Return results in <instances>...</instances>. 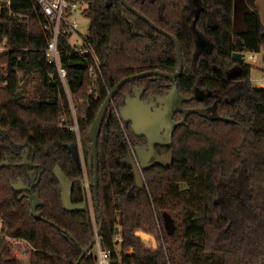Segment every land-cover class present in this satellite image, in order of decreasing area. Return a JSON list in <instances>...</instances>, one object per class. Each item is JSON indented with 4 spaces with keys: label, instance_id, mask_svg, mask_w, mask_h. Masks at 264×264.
<instances>
[{
    "label": "trees",
    "instance_id": "obj_1",
    "mask_svg": "<svg viewBox=\"0 0 264 264\" xmlns=\"http://www.w3.org/2000/svg\"><path fill=\"white\" fill-rule=\"evenodd\" d=\"M85 1L88 36L102 68L96 100L89 93L92 60L59 43L85 172L72 153L77 135L69 129L74 117L66 91L56 75L49 76L53 69L39 51L49 40L43 31L46 17L33 0L13 6L27 19L1 17V35L16 47L37 51L18 63L36 78L31 92V85L16 86L13 59L7 72L0 70V264L77 263L101 221L92 188L95 226L89 212L63 209L54 167L74 181L71 200L81 203L80 180L93 179L86 134L111 89L135 74L173 73L178 67L174 43L119 0ZM125 1L178 40L183 71L174 82L156 75L132 80L111 100L96 147L100 248L111 253V264H264V89L252 88V67L232 58L238 40L244 55L264 46L256 0H244L249 11L243 33L234 29V0ZM235 67L238 74L230 78ZM174 84L187 99L183 107L192 113L176 127L170 147H156L161 157L170 156L167 165L143 169L133 151L145 149L147 142L134 135L129 123L125 137L114 109L123 108L134 89L148 100ZM182 117L178 112L173 120ZM25 150L32 168L17 165ZM30 173L38 179L32 192L43 203L36 208L38 219L31 215V193L11 187L18 179L29 186ZM164 214L172 220L171 233ZM142 234L155 240L156 249L144 247ZM6 237L30 244L25 260L15 256ZM95 259L91 254L80 264H95Z\"/></svg>",
    "mask_w": 264,
    "mask_h": 264
},
{
    "label": "water",
    "instance_id": "obj_2",
    "mask_svg": "<svg viewBox=\"0 0 264 264\" xmlns=\"http://www.w3.org/2000/svg\"><path fill=\"white\" fill-rule=\"evenodd\" d=\"M120 4L123 5L128 11L132 12L136 17L145 22L148 26H150L156 32L166 36L169 38L175 45L178 67L173 73L162 72L160 70H151L146 71L140 74H135L129 77H126L120 80L109 92L104 102L102 103L96 117L94 118L89 130L87 131L86 137L88 142L86 146L89 148L88 153V164L91 166L93 170V179L91 183L85 184L83 180H80V185L82 190L85 187L92 188L94 201L96 205V209L98 210V215L100 217L101 224L96 231L95 237L91 241V244L82 251V254L77 261L76 264H80L81 260L87 256V254L91 251L92 246L95 245L96 240L98 239V235L101 231L102 227V214L99 211V203H98V177H97V140L99 136V132L101 130L103 120L105 115L108 112L109 105L111 103L112 98L119 91V89L126 83L139 79L146 76H162L168 78L170 81L174 82L175 79L181 74L183 71V59L181 48L178 40L171 34L163 31L156 25H154L146 16L132 8L125 0H119ZM237 45L239 48L238 52H234L232 54V58L238 62L244 61V53L241 52L242 44L238 40ZM238 74V68H232L228 72V76L230 78H235ZM143 92L142 90L134 89L132 95H127V101L123 108L119 110L121 119L126 126V124H130L131 130L137 137H144L147 145L143 150H135V154L137 152L138 159L137 161L142 166L143 169L148 168L149 166L155 164L158 161H152L151 158L157 156L156 147H170L172 144L173 133L177 126L184 125L186 117L192 113L191 110H187L183 107V103L187 100L184 96H182L177 90L176 85L174 84L171 89L164 93L160 97H152L148 100L142 99ZM182 113L183 117L180 122H175L173 117L176 113ZM198 114H202L200 111H196ZM72 153L75 159H77V148L76 146L72 147ZM170 156L168 155L167 158ZM28 151L25 150L22 154V162L17 164L18 166H28L30 168L33 167L31 161H29ZM168 161V162H169ZM167 162V163H168ZM159 163V162H158ZM162 163L163 165H167ZM5 166H9L8 163L4 164ZM53 175L57 179L60 186V194H61V202L62 207L65 211L68 212H76L83 211L88 212V203L86 197L83 199L81 203H73L71 200L74 181H71L67 178L64 172L59 168V166H55L53 169ZM31 184L29 186L25 185L21 179L17 180L16 184H12L11 187L14 190H21L31 193V197L28 200V203L31 206V215L34 218H40V214L36 212V208L41 206L43 203L39 198L38 192H32L33 188L38 184V179L36 173H30ZM86 194V190L84 191ZM166 217L171 221V229L168 231L166 229ZM164 226L168 233H171L173 230V224L171 218L164 214L163 215ZM167 221V220H166ZM118 231V228L115 229Z\"/></svg>",
    "mask_w": 264,
    "mask_h": 264
},
{
    "label": "built area",
    "instance_id": "obj_3",
    "mask_svg": "<svg viewBox=\"0 0 264 264\" xmlns=\"http://www.w3.org/2000/svg\"><path fill=\"white\" fill-rule=\"evenodd\" d=\"M21 0H0V24H3L4 21L1 17L5 16L14 20H25L28 17L21 11H17L13 8L15 3H20ZM34 3L38 6L40 11L46 17V22L43 26V31L49 40L46 46L39 48V51L44 53V63L51 67L53 71L49 74L52 78L54 75L57 76V79L63 85L66 95L69 101L70 96L67 92V69L63 67L60 63L61 58L60 54L62 50L59 47V43L64 41L70 50L75 54L86 57L92 60V65L89 68V73L91 76L92 85L90 87L89 93L94 100L97 99L96 91V80L101 76V65L98 62L97 57L95 56L94 49L90 43V39L87 34H84L80 31L79 21L77 16L81 18H86L85 12L88 9V3L85 0H33ZM88 20V19H87ZM37 51V48H23L16 47L12 44L8 37L0 34V70L2 72H7L10 65V60L14 61V75L16 77V86L24 88L28 86L31 80L33 79V73H27L23 67H19L18 63L23 59H28L30 51ZM23 54H25L24 57ZM6 82L2 81V86H5ZM264 89V84L262 86ZM70 111L73 114L74 122L69 127L70 130L74 131L77 135V147L79 151V156L81 162L83 158L81 157V142L79 139L78 126L75 119V109L71 104ZM114 116L119 123L121 129L125 125L121 119L119 110L114 109ZM123 130V129H122ZM135 157V155H134ZM136 158V157H135ZM84 163V162H83ZM85 182V180H84ZM86 184V182H85ZM87 191V201H88V212L90 214L91 220L94 224V207L92 204L91 195H88ZM90 193V192H89ZM95 226V224H94ZM1 236V235H0ZM11 243L14 249V254L17 258H22L25 255L27 249H32L30 244L23 239L16 238H5ZM118 240V236L115 237ZM95 253L91 250L86 257H89L91 254L95 256V264H111V253L108 250H103L100 248L98 239L95 243ZM93 246V248H94Z\"/></svg>",
    "mask_w": 264,
    "mask_h": 264
},
{
    "label": "rangeland",
    "instance_id": "obj_4",
    "mask_svg": "<svg viewBox=\"0 0 264 264\" xmlns=\"http://www.w3.org/2000/svg\"><path fill=\"white\" fill-rule=\"evenodd\" d=\"M238 1L239 0H237V1L235 0V6H237V2ZM263 10H264V3H263ZM77 18H78V21H79L80 31L82 33H84V34H87L88 33V29H89V21L87 20V18H81L79 16H77ZM261 24H262V26L264 28V23L261 22ZM244 63L249 64L252 67V71L250 73V80H251L252 88H255V89L261 88V85L264 84V81L260 79L262 77V74H263V71H264V46L259 50V52L245 54L244 55ZM260 65L262 66V69H260ZM35 83H36V78L32 79L31 82L29 83V85L32 86L29 89L30 92L34 89L33 85ZM69 107L72 108L71 107V103L69 104ZM122 129H123V133L125 135L126 134V129L124 127ZM125 137H126V135H125ZM81 157L83 158L82 155H81ZM79 160H80V164H81L82 168L85 167L84 163L81 162L80 156H79ZM161 161H162V163L166 164L169 161V157L167 158V156H165V157H163V159H161ZM140 166L141 165H139V167ZM83 169H84V172H85V168H83ZM85 190L86 191L88 190L87 187H85ZM88 195L90 196L89 192H88ZM166 220H165L166 229L168 231H170V229H171L170 222L171 221L167 217H166ZM142 237L144 238V241H142V243H143L145 248L156 249V242L151 236L142 234ZM92 251L95 253V246L92 249ZM18 259L20 261L22 259L25 260V255H23L22 258H18Z\"/></svg>",
    "mask_w": 264,
    "mask_h": 264
},
{
    "label": "crops",
    "instance_id": "obj_5",
    "mask_svg": "<svg viewBox=\"0 0 264 264\" xmlns=\"http://www.w3.org/2000/svg\"><path fill=\"white\" fill-rule=\"evenodd\" d=\"M263 3H264V0H256V6H257V9L259 11V15H260V19H261L262 23H264ZM248 11H249V9H248L247 5L245 4L244 0H239L237 2V6H235V0H234L233 25H234V29L237 33H243L246 31V26L244 24L243 17ZM260 69H262L261 65H260ZM260 79L264 81V71H263L262 77ZM262 86L263 85H261V88H262ZM140 238L142 241H144V238L142 237V235H140Z\"/></svg>",
    "mask_w": 264,
    "mask_h": 264
},
{
    "label": "flooded vegetation",
    "instance_id": "obj_6",
    "mask_svg": "<svg viewBox=\"0 0 264 264\" xmlns=\"http://www.w3.org/2000/svg\"><path fill=\"white\" fill-rule=\"evenodd\" d=\"M77 148V160H78V163L80 164V160H79V152H78V147H76ZM133 154L135 155V157H136V154H135V152L133 151ZM166 156H168V155H166ZM134 157V158H135ZM165 157V156H164ZM152 159V161H158L159 163H161L162 164V161H161V159H163V157H161L160 155H158V153H157V156H155V157H153V158H151ZM135 161H137V159L135 158ZM158 162H156V163H158ZM137 164H139L138 163V161H137ZM140 165V164H139ZM80 166H81V164H80ZM81 168H82V166H81ZM84 168V167H83ZM82 168V169H83ZM84 170V169H83ZM84 180H85V182H86V184L87 183H90V182H88V180H87V177L85 176V178H84ZM82 189V188H81ZM87 191H89L90 192V188H88L87 187ZM84 191H85V188L83 189V199L86 197V199H87V191H86V194L84 193ZM90 195H91V193H90ZM87 203H88V201H87Z\"/></svg>",
    "mask_w": 264,
    "mask_h": 264
}]
</instances>
